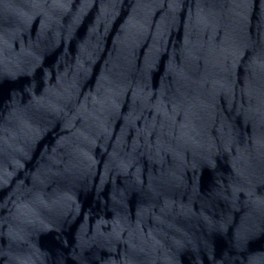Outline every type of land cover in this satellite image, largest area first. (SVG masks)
<instances>
[{
  "label": "water",
  "instance_id": "95a60500",
  "mask_svg": "<svg viewBox=\"0 0 264 264\" xmlns=\"http://www.w3.org/2000/svg\"><path fill=\"white\" fill-rule=\"evenodd\" d=\"M227 0H0V264H175Z\"/></svg>",
  "mask_w": 264,
  "mask_h": 264
}]
</instances>
